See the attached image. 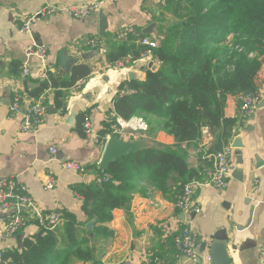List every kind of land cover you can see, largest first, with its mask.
I'll use <instances>...</instances> for the list:
<instances>
[{"label": "crops", "instance_id": "crops-1", "mask_svg": "<svg viewBox=\"0 0 264 264\" xmlns=\"http://www.w3.org/2000/svg\"><path fill=\"white\" fill-rule=\"evenodd\" d=\"M94 2H103L100 10L85 18L75 20L67 14L40 17L31 35L19 30L23 19L46 6H85ZM163 9L161 0H0V180L12 179L24 186L26 195L44 216L66 211L75 215L78 222H85L82 199L74 187L94 183L106 145V141L99 140L102 123L114 117L113 102L122 93L123 83L143 80L149 69L145 61L123 70L109 69L106 55L119 43L114 34L124 27L139 29L157 41L159 26L172 21ZM89 40L101 42V55L87 45ZM32 43L47 48L46 63L51 74L69 79L75 65L90 68L91 73L84 78L79 92L61 90L64 97L58 102L54 89L45 90L37 98L30 96L39 87V62L25 55ZM23 65L30 68L26 77L21 74ZM153 66L156 71L159 64L155 62ZM260 79L258 106L245 122L239 119L227 145L231 148L228 186L223 190L212 187L196 190L194 201L201 213L190 225L197 235L195 264L198 260L210 264L211 246L227 264H259V251L264 247V67ZM15 95L23 99L21 113L28 100H39L45 107L43 123L36 132H21V113L10 114ZM224 115L239 118L237 98H227ZM82 116L91 122L96 140L84 135ZM139 139L151 146L175 144L172 137L161 131L148 130ZM52 146L57 149L55 156L49 151ZM210 146L211 137L203 130L200 139L186 147L189 167H197L196 150L200 147L205 151ZM65 162L78 163L86 172L64 170ZM149 173L148 168L132 173L126 208L113 210L109 222L94 223L92 230L99 228L97 235L93 231L88 236L80 232V239H89L84 246L91 248L100 264H146L152 256L162 263L173 258L172 264H191L178 251L172 255L167 245L168 238L182 226L183 216L174 206L180 190L167 182L162 192ZM48 177L55 181L50 190L45 188ZM9 212H14L13 208ZM3 216L0 214V219ZM58 228V238L64 239L61 222ZM1 229L0 221V252H21L26 240L42 234L34 218L11 237L4 236ZM220 233L223 235L216 240V234ZM203 243L207 245L200 253ZM68 245L66 241L59 243L56 256L47 264H92L67 258Z\"/></svg>", "mask_w": 264, "mask_h": 264}, {"label": "trees", "instance_id": "trees-1", "mask_svg": "<svg viewBox=\"0 0 264 264\" xmlns=\"http://www.w3.org/2000/svg\"><path fill=\"white\" fill-rule=\"evenodd\" d=\"M163 1L164 14L170 15L173 23L161 25L157 31V47L151 52L159 67L156 71L146 70L143 80L123 83L122 93L113 102L114 117L102 123L99 140L105 142L106 136L113 134L116 117L128 120L142 114L157 121L149 132H164L175 144L155 143L116 160L106 170L110 175L107 182L75 186V193L82 199L85 222L80 223L75 215L62 212L58 216L64 239L58 238L60 228L42 230L41 235L24 242L21 252L3 251L6 262L47 264L56 256L59 243L66 241L69 243L67 258L100 264L91 248L84 246L89 239H80V232L88 236L93 231L97 235L99 228L88 232L84 225L90 221L95 225L109 222L113 210L126 208L132 173L148 168L152 181L162 192L167 182L180 190L192 180H202L204 170L211 167L205 156L227 146L239 122L238 117H225L227 98L259 96L260 73L264 67V0ZM131 30L125 39H118L123 28L114 34L119 43L108 51L107 62L127 55L132 57L130 65L139 61L144 48L138 42L146 35L134 27ZM90 73V68L82 64L71 69L69 79L48 72L47 79L38 80L39 87L29 94L37 98L45 90L54 89L58 102L64 97L61 90L71 88ZM203 130L209 133L211 146L198 153L197 167L191 168L186 147L197 142ZM175 236L167 240L172 255L177 253Z\"/></svg>", "mask_w": 264, "mask_h": 264}, {"label": "built area", "instance_id": "built-area-1", "mask_svg": "<svg viewBox=\"0 0 264 264\" xmlns=\"http://www.w3.org/2000/svg\"><path fill=\"white\" fill-rule=\"evenodd\" d=\"M162 4H164L163 0ZM103 2H94L85 6H46L38 13L26 17L22 20L19 30L23 34L31 35L32 27L40 17L69 15L75 20L85 18L94 12L100 10ZM123 33L119 36L120 39H125L127 35L131 34V27H124ZM139 45L144 48L139 56V61H145L146 64L155 63L152 59L151 50L157 47V42L148 37L139 40ZM87 45L102 54V45L98 40H89ZM25 55L28 58H34L39 62V69L37 71L38 80L43 81L47 79V56L48 51L45 46L32 43L26 50ZM132 57L127 55L119 60L110 62L107 68L114 70H123L130 65ZM149 66V65H148ZM149 68V67H148ZM150 69V68H149ZM21 74L28 76L30 68L27 65L21 67ZM85 79L78 80L71 88L72 93L80 91ZM22 97L15 95L10 103L9 112L11 115L21 113ZM239 102V119L245 122L256 110L258 106V97L252 95H243L237 98ZM45 115V107L39 100H28L27 105L24 106V111L21 113L22 121L20 124L21 132H36L38 127L43 123ZM113 134L121 139L132 140L139 139V137L148 132L149 126L140 116H133L128 120L120 117L115 118V123L112 126ZM83 133L87 138L97 139L92 133V125L87 117L83 121ZM110 136H106L105 141ZM50 154L55 156L57 149L52 146ZM202 149L199 147L196 153H201ZM230 155L231 148L229 146L223 148L221 151L205 156V159L211 162V167L204 170V179L192 180L182 186L179 193L175 196L174 206L183 214L182 226L176 232L174 237V245L177 251L186 258V260L195 264L197 262L196 247L197 235L190 227L193 219L201 213V209L195 204L194 196L196 190L203 187H212L217 190H223L228 186L230 176ZM64 170L76 171L84 174L86 169L75 162H65L62 165ZM99 170V169H98ZM110 175L104 171L99 170L94 178V183L100 184L107 182ZM55 181L48 177V182L45 188L50 190L54 187ZM13 208L14 212H9ZM0 214H5L0 221L2 223V233L4 236L11 237L15 235L20 229L25 227L31 219H36L38 225L42 230H54L59 224V216L56 214H49L44 216L41 211L35 206L34 202L26 195L25 187L12 179L0 180ZM0 264H7L3 259V254L0 252ZM146 264H162L157 257H149ZM259 264H264V247L259 251Z\"/></svg>", "mask_w": 264, "mask_h": 264}, {"label": "water", "instance_id": "water-1", "mask_svg": "<svg viewBox=\"0 0 264 264\" xmlns=\"http://www.w3.org/2000/svg\"><path fill=\"white\" fill-rule=\"evenodd\" d=\"M153 63L149 64V68L153 71L155 67ZM151 147L148 142H145L142 139H132V140H123L117 135H111L105 145V149L103 151L102 157L98 163V169L106 171L108 166L115 162L116 160L129 156L131 154H135L141 150L147 149ZM183 216V214H182ZM93 221L88 222L85 225V229L90 232L92 231ZM223 234H216L215 239L219 240L220 236ZM226 240V236H224L223 241ZM207 244L200 245V253H203ZM209 263L210 264H227L226 259L222 257L214 247H210L209 249ZM11 264V263H9ZM197 264H201L200 260H198Z\"/></svg>", "mask_w": 264, "mask_h": 264}, {"label": "rangeland", "instance_id": "rangeland-1", "mask_svg": "<svg viewBox=\"0 0 264 264\" xmlns=\"http://www.w3.org/2000/svg\"><path fill=\"white\" fill-rule=\"evenodd\" d=\"M171 22V23H170ZM173 23V20L172 21H168V25L172 24ZM141 118H143L145 120V122L148 124L149 128L150 126L155 127V125L157 124L156 122V119H154V117H151L149 115H139ZM150 124V125H149Z\"/></svg>", "mask_w": 264, "mask_h": 264}]
</instances>
